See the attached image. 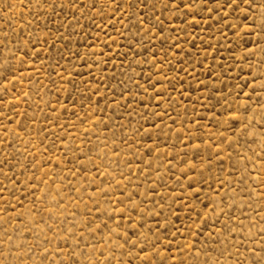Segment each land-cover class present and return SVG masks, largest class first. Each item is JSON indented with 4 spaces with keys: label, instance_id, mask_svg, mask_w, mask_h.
<instances>
[{
    "label": "rangeland",
    "instance_id": "1",
    "mask_svg": "<svg viewBox=\"0 0 264 264\" xmlns=\"http://www.w3.org/2000/svg\"><path fill=\"white\" fill-rule=\"evenodd\" d=\"M0 264H264V0H0Z\"/></svg>",
    "mask_w": 264,
    "mask_h": 264
},
{
    "label": "snow or ice",
    "instance_id": "2",
    "mask_svg": "<svg viewBox=\"0 0 264 264\" xmlns=\"http://www.w3.org/2000/svg\"><path fill=\"white\" fill-rule=\"evenodd\" d=\"M233 2H235V0H233ZM245 3H249L250 0H244Z\"/></svg>",
    "mask_w": 264,
    "mask_h": 264
}]
</instances>
